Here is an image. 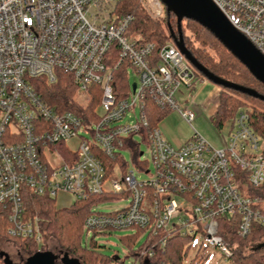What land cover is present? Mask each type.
Returning a JSON list of instances; mask_svg holds the SVG:
<instances>
[{"label":"built area","instance_id":"2783aa9c","mask_svg":"<svg viewBox=\"0 0 264 264\" xmlns=\"http://www.w3.org/2000/svg\"><path fill=\"white\" fill-rule=\"evenodd\" d=\"M138 1L150 18L163 19L160 0ZM211 1L264 56V0ZM116 2L0 0V206L8 235L45 244L38 218L25 205L26 191L73 201L114 195L111 201L125 204L102 212L97 209L106 200L95 203L83 221L85 238L141 229L149 242L173 230L200 235L228 257L231 249L219 234V219L226 218L240 238L263 230L261 241L248 245L259 251L264 247L254 248L264 243V140L243 111L217 132L225 135L220 148L199 135L192 126L193 100L180 105L174 96L192 84L191 64L174 42L157 48L127 36L133 17L117 13ZM119 68L127 80L129 69L136 75L134 90L130 82L125 90L114 85ZM59 72L87 97L81 113L50 104L37 87L41 79L54 84ZM92 86L100 88L99 115L88 107ZM148 105L175 110L190 126L180 146L150 126ZM74 140L73 148L68 143ZM125 150L134 169H128ZM142 170L148 179L137 178ZM152 247L136 251L138 262L131 264L151 259ZM262 257L258 264H264Z\"/></svg>","mask_w":264,"mask_h":264},{"label":"trees","instance_id":"16d2710c","mask_svg":"<svg viewBox=\"0 0 264 264\" xmlns=\"http://www.w3.org/2000/svg\"><path fill=\"white\" fill-rule=\"evenodd\" d=\"M115 10L119 14H128L133 17L126 35H135L134 38H138L140 43L151 42L158 48L161 45L173 42L170 35L171 30L177 36L176 18L172 13L167 12L165 7L164 17L161 20L150 18L137 0H117ZM182 21L187 23V29L191 31L195 42L198 43L197 46H194L190 38L185 35L183 22H181L184 45L199 64L223 80L251 88L264 95L263 84L256 80L213 34L193 20L183 19ZM208 50H211L213 55ZM123 70L119 68L115 72V82L113 83L125 90L128 80ZM204 79L202 74L195 73L194 80L189 88L194 87L197 80L203 81ZM37 87L50 104L58 105L62 110H76L81 113V105L74 98L75 88L71 84L68 74L59 72L56 82L52 85H48L44 79H41ZM99 90V86L90 88L88 102L90 109L97 107L99 103L101 97ZM121 96H124V93ZM148 106L147 114L150 126H157L166 111L151 107V105ZM241 111L247 114L251 129L264 140V102L233 89L223 87L219 89L216 108L210 117L211 124L217 131H220L227 120L234 118ZM114 198H116L114 195L92 196L85 200H76L68 207H57L53 198L33 196L26 191L25 205L27 210L31 215L38 218L41 233L46 241L48 240L42 246H38L29 239L9 236L7 230L10 224L6 212L0 206V244L3 242L13 245L19 250L17 259H13L0 249V264H23L27 258L37 252H49L57 261V256L61 251H66L76 258L78 264H116L118 261L123 264L119 259L116 261L117 256L108 257L101 254L97 250L99 246L93 238L87 245L82 246L81 244L85 233L82 226L83 221L91 212L92 206L97 202ZM219 234L231 249V254L227 257L230 264H258L263 258L264 248L259 251L245 252V248L249 243L261 241L263 230L258 229L256 234L240 238L231 226V220L221 218L219 219ZM141 235H143V230L136 229L132 236L123 238V240L127 241L128 246L131 247L136 237ZM193 238V235L180 234L173 230L161 232L155 237H151L149 242L145 240L136 251L144 248L149 249L153 246L154 255L147 260L149 263L203 264L204 258L197 251L187 263L185 262L187 254L185 244ZM162 239H165L163 246L160 245ZM136 251L134 256L135 259H138Z\"/></svg>","mask_w":264,"mask_h":264},{"label":"rangeland","instance_id":"374dc122","mask_svg":"<svg viewBox=\"0 0 264 264\" xmlns=\"http://www.w3.org/2000/svg\"><path fill=\"white\" fill-rule=\"evenodd\" d=\"M138 1V0H137ZM140 4V2L138 1ZM141 6V4H140ZM182 25L184 27V33L187 37L190 38L191 42H193L194 46H197L198 43L195 42L194 37L189 29H187L188 25L185 21H182ZM133 38L136 37L135 35H131ZM210 54L213 55L211 50H208ZM191 69L198 73L197 70L191 65ZM206 80V79H204ZM203 80V81H204ZM137 81L136 75L129 69L128 73V82L133 83ZM197 80L194 83V87L187 88L185 86H181L179 91L175 92V98L177 103L183 105L184 103H190L192 100L194 101V97L201 96V101L197 102L198 107L196 108L197 116L192 122L193 128L196 132L201 135L208 143H210L214 148L218 149L221 147L220 139H225V135L223 132L218 134L215 127L211 124L210 117L214 113L216 108V97H217V89L219 90L221 87L209 82L208 83ZM209 84V85H207ZM215 88V90H211L209 88ZM219 92V91H218ZM74 98L77 103L84 104L87 101V97L81 96L75 91ZM135 112L138 114V109H135ZM101 113V108L98 105L96 107V114L99 115ZM131 116L133 114L131 113ZM157 129L159 130L160 134L164 139H166L173 147L177 148L180 146L181 140L188 137L191 134L190 126L184 122L177 111L171 110L164 115V117L157 123ZM220 137V138H219ZM75 140L68 143L69 146L75 147ZM140 151L144 152L145 158H149L146 153V147L143 144H140ZM125 161L129 164L128 169H134L131 162V154L129 151L122 152ZM147 169L149 170L150 174L154 173V166L151 161L147 164ZM138 179H148V175L144 173V171H139L136 173ZM73 202V198L68 195H58L55 198V204L57 207H68ZM125 204V202H113L111 199L106 200L98 207V211L108 212L112 210L114 207L120 204ZM134 234L133 230L129 229H122V230H115L110 231L108 234L97 235L93 239L94 242L97 244V250L108 257L117 256L123 264H131L135 261L134 253L135 251L144 243L146 234H143L139 237H136L135 242L131 247L128 246V242L124 241L123 238H128ZM91 236L85 238V233L82 238V246L87 245L91 240ZM48 241V240H47ZM45 239V242H47ZM0 249L13 259H17V254L19 250L16 246L8 245L6 243H1ZM185 246L187 247V254L185 262L187 263L188 260L194 256L195 252L197 251L201 257L204 258L203 264H230L226 255L219 249L217 246H210L206 245L203 242L200 235H196L193 239L189 240ZM249 246L245 248V252L249 253ZM127 252V253H126ZM117 261V260H116ZM141 260H139L140 262ZM138 262V261H137ZM151 264H155L150 262ZM118 264H122L118 261Z\"/></svg>","mask_w":264,"mask_h":264},{"label":"water","instance_id":"95a60500","mask_svg":"<svg viewBox=\"0 0 264 264\" xmlns=\"http://www.w3.org/2000/svg\"><path fill=\"white\" fill-rule=\"evenodd\" d=\"M167 12L176 18L177 36L173 31L170 35L174 44L189 61V63L209 82L223 88L233 89L243 94L257 98L264 102V95L227 80H223L204 66L199 64L192 54L186 49L181 31L183 19H190L206 28L226 48L248 72L264 86V56L255 46L223 16L211 0H160ZM135 83H132V90ZM264 247V243L254 248L258 250ZM118 257H116V260ZM23 264H78L77 259L66 251H61L55 257L49 252H37L26 259Z\"/></svg>","mask_w":264,"mask_h":264},{"label":"crops","instance_id":"0c3cea01","mask_svg":"<svg viewBox=\"0 0 264 264\" xmlns=\"http://www.w3.org/2000/svg\"><path fill=\"white\" fill-rule=\"evenodd\" d=\"M205 81H206V83H208L207 80H204L203 82H205ZM207 85H209V84H207ZM209 88H210L211 90H215V88H211V86H209ZM218 91H219V90L217 89V94H218ZM200 99H201V96H199V95L196 96V97H194V101H193V103H194V108H195L196 111H197L196 108L198 107L197 102H200V101H201ZM216 102H217V97H216ZM184 139H185V138H184ZM182 141H183V140H181V143H182ZM181 143H180V144H181ZM73 202H74V201H73ZM73 202H72V203H73ZM72 203H71V204H72ZM71 204H70V205H71ZM139 264H151V263L147 262L146 259H143V260H141V261L139 262Z\"/></svg>","mask_w":264,"mask_h":264}]
</instances>
